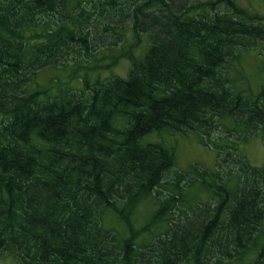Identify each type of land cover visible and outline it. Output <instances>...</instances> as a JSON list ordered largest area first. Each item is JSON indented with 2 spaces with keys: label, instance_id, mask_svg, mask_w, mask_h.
<instances>
[{
  "label": "trees",
  "instance_id": "16d2710c",
  "mask_svg": "<svg viewBox=\"0 0 264 264\" xmlns=\"http://www.w3.org/2000/svg\"><path fill=\"white\" fill-rule=\"evenodd\" d=\"M263 19L237 0H0V257L264 264V164L240 149L264 142V85L236 84ZM46 68L87 71L50 94ZM154 131L195 132L215 167L179 170Z\"/></svg>",
  "mask_w": 264,
  "mask_h": 264
},
{
  "label": "rangeland",
  "instance_id": "374dc122",
  "mask_svg": "<svg viewBox=\"0 0 264 264\" xmlns=\"http://www.w3.org/2000/svg\"><path fill=\"white\" fill-rule=\"evenodd\" d=\"M237 2L255 14L264 16V0H237ZM128 36H131V34ZM146 43V37L142 36L137 46L138 51L142 50ZM128 46L129 45H125L122 49L125 50ZM122 49L118 46L112 53L118 55ZM98 60L99 63H105L110 59L108 57L102 59L99 57ZM129 65L130 63L126 58H119L118 61L111 66L110 72L126 76ZM237 67L241 69L240 72L243 73V75L241 74L242 78L236 81L238 86L241 85L247 89L255 91L264 85V42H260L252 48L242 51ZM85 71H87V69L80 68L74 74L72 73L73 71L71 68H46L38 73L36 83L39 87L46 86L45 88H48L50 94H55L58 89H65L69 86H79V78L75 77V75L83 74ZM100 73L101 75L106 76L109 74V70L101 69ZM72 74H74L73 77ZM87 76H89L90 79H93L96 77V74L93 71H89L87 72ZM157 140L165 141L164 144L173 148L176 168L181 171L189 170L193 164H199L207 169H213L215 167L217 161L216 149L212 146H203L198 140V135L193 131L184 133L175 131H154L143 136L141 139L142 143ZM240 149L242 154L252 165L261 166L264 164V142L262 141L261 136H253L248 139V141L241 143ZM200 194L203 197L202 199H204V192ZM139 209L142 213H146L150 211L151 207L147 203H143L139 206ZM252 260L253 259L246 257L241 261H234L231 264H248L253 263ZM0 264L17 263L11 256H2L0 257Z\"/></svg>",
  "mask_w": 264,
  "mask_h": 264
},
{
  "label": "water",
  "instance_id": "95a60500",
  "mask_svg": "<svg viewBox=\"0 0 264 264\" xmlns=\"http://www.w3.org/2000/svg\"><path fill=\"white\" fill-rule=\"evenodd\" d=\"M248 264H256V263H248Z\"/></svg>",
  "mask_w": 264,
  "mask_h": 264
}]
</instances>
